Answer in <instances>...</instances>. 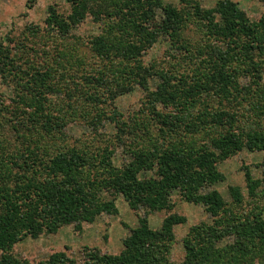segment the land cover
Masks as SVG:
<instances>
[{
  "label": "trees",
  "instance_id": "trees-1",
  "mask_svg": "<svg viewBox=\"0 0 264 264\" xmlns=\"http://www.w3.org/2000/svg\"><path fill=\"white\" fill-rule=\"evenodd\" d=\"M66 2L67 16L49 8L47 33L67 38L92 17L102 26L90 40L96 63L87 64L76 51L25 71L0 43V77L15 83V106L0 100V124H11L15 134L36 131L23 142L25 151H8L9 136L0 132V264H264V165L260 179L246 173L247 196L231 186L228 202L213 188L225 180L220 162L243 150L264 151V16L252 20L230 0L211 9L195 0H183L182 8L164 0ZM193 29L198 41L188 35ZM161 38L170 41L175 59L185 61L184 70L170 73L146 64L144 55ZM59 73L61 80L69 74L72 81L81 73L87 88H64L62 96ZM151 80L157 82L154 90ZM137 85L147 91L146 110L129 123L114 108L113 140L98 135L105 109ZM82 98L86 107L79 106ZM82 109L98 137L71 146L60 121ZM57 136L67 143L44 142ZM117 146L128 156L121 166L114 162ZM176 192L213 219L191 227L182 263L170 259L175 227L186 222L178 214L167 216L159 230L140 217L119 255L87 249L82 263L66 252L31 263L12 252L29 237L71 224L80 229L103 214H116L115 198L105 194L121 195L133 210L143 208L148 215L172 211Z\"/></svg>",
  "mask_w": 264,
  "mask_h": 264
},
{
  "label": "rangeland",
  "instance_id": "rangeland-1",
  "mask_svg": "<svg viewBox=\"0 0 264 264\" xmlns=\"http://www.w3.org/2000/svg\"><path fill=\"white\" fill-rule=\"evenodd\" d=\"M164 1L166 4H173L179 8L184 7L186 4L183 0ZM195 1L199 2L202 8L211 9L220 0ZM230 1L237 3L252 20L258 21L264 16L263 0ZM50 7H55L58 13L64 16H67L71 11V7L66 0H0V43L11 52V56L14 57L21 69L26 71L28 67H46L53 64L62 54H69L70 57L76 51L85 56L86 59L84 60L87 64L96 63V60L92 58L90 40L102 32L101 23H97L92 17H89L75 27L67 38H62L58 34L50 35L46 29ZM188 35L195 41L201 38L194 29L189 30ZM172 47L167 38H161L146 52L143 59L146 64H156L166 72H180L184 70L182 65L185 61L180 58L178 60L182 63L181 65L177 64L176 53ZM173 55L175 56L173 57ZM65 68L68 69V72H71L70 66L67 65ZM73 75H76L72 76L74 81L70 79L71 75L69 74L66 80H61L60 73L58 74L56 84L62 86L60 88L62 96H65L64 91H62L64 88L65 92L68 90L81 91L87 88L86 82L81 79V73H74ZM73 82L78 83V86H75ZM156 83L154 80L150 81V90H154ZM14 86L15 83L12 79L6 82L0 77V100H3L6 105L15 106L13 103ZM146 96L147 91L137 85L133 91L118 97L113 105L105 109L106 117H102L103 127L99 129L97 134L101 133L102 136L108 138L111 136L113 140L116 129L115 122L113 123L110 120V116L114 108L130 123L135 115L140 114L142 110H146L143 103ZM58 99L56 95L53 97L55 106ZM87 104L82 98L79 106L86 107ZM80 112L83 113V109L76 114V117L63 122L60 121L64 125L63 134H65V139L71 146L88 144L98 137L93 127L86 123ZM53 114L54 116L59 115L56 109L53 110ZM0 123L2 122L0 121ZM1 129L6 130L9 136L10 147L8 151L16 149L25 151L23 142L27 139L26 137L36 132L31 129L30 132L21 131L15 134L11 129V124L6 125L5 128L0 124V132ZM60 138L57 136L44 139V142L53 147H56L58 143H67ZM115 151L114 162L116 165L121 166L128 160V156L125 155L124 148L121 146H117ZM263 165L264 151L250 152L243 150L230 159L219 163L218 168L225 176V180L216 184L213 188L217 189L228 202L231 201L229 193L231 186L241 187L243 193L247 196L246 173L249 172L254 179H260L262 178ZM105 197L108 199L115 198L116 214H103L94 223H84L80 229L76 227V224H71L62 227L55 234L44 233L36 239L29 237L15 245L12 250L13 254L31 263L44 261L57 252H66L68 256L82 263L87 249H95L102 254L119 255L124 250V240L138 226L140 217L147 216L150 227L159 230L167 216L178 214L185 217L186 222L175 227V242L172 245L170 259L173 263H182L185 260L183 241L191 227L201 223H212L213 221L203 206L186 202L178 192L174 193L171 199L174 203L172 211L156 212L148 215L143 208L140 211L133 210L121 195L105 194ZM1 254L2 251H0V256Z\"/></svg>",
  "mask_w": 264,
  "mask_h": 264
}]
</instances>
